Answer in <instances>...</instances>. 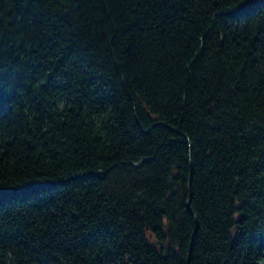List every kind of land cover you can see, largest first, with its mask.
I'll list each match as a JSON object with an SVG mask.
<instances>
[{"label":"trees","instance_id":"1","mask_svg":"<svg viewBox=\"0 0 264 264\" xmlns=\"http://www.w3.org/2000/svg\"><path fill=\"white\" fill-rule=\"evenodd\" d=\"M0 264H264V0H0Z\"/></svg>","mask_w":264,"mask_h":264}]
</instances>
